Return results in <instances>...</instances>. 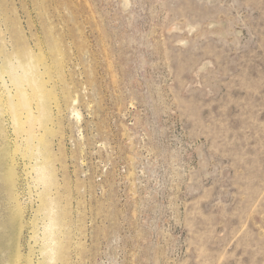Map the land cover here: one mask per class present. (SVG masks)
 <instances>
[{
    "label": "rangeland",
    "instance_id": "rangeland-1",
    "mask_svg": "<svg viewBox=\"0 0 264 264\" xmlns=\"http://www.w3.org/2000/svg\"><path fill=\"white\" fill-rule=\"evenodd\" d=\"M29 56L48 174L0 118V264L44 213L53 264H264V0H0V65Z\"/></svg>",
    "mask_w": 264,
    "mask_h": 264
},
{
    "label": "bare ground",
    "instance_id": "bare-ground-1",
    "mask_svg": "<svg viewBox=\"0 0 264 264\" xmlns=\"http://www.w3.org/2000/svg\"><path fill=\"white\" fill-rule=\"evenodd\" d=\"M45 61L40 57L29 56L23 62L13 59V61H4L0 65V118H7L12 125L15 136L13 158L19 157L22 160L26 177L41 184L48 174L45 169L46 160L40 157L42 147H46L43 146L40 129L42 120L45 118L43 107L47 98L45 89L50 81L48 64ZM39 222V224L28 222L30 223L29 236L33 240L31 250H37L35 254L39 260L37 264H43L44 261L53 264L57 253L52 230L56 224L52 217L48 218L45 213ZM41 259L43 262H40ZM19 261L20 257L17 256L15 262Z\"/></svg>",
    "mask_w": 264,
    "mask_h": 264
}]
</instances>
